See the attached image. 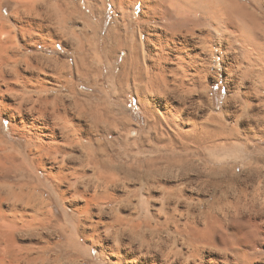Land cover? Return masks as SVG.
<instances>
[{
  "label": "bare ground",
  "instance_id": "1",
  "mask_svg": "<svg viewBox=\"0 0 264 264\" xmlns=\"http://www.w3.org/2000/svg\"><path fill=\"white\" fill-rule=\"evenodd\" d=\"M48 1L16 0L18 6L12 11L13 19L6 23L2 21L0 0V114L9 120L13 134L25 138L41 156L64 151L65 144H80V135L89 133V126L81 119H66V107L64 112L57 107L62 99H51L46 92L54 90L51 85L71 91L75 87V73L78 79L82 77L90 83L92 74L102 77V71L111 70L113 64H117L119 72L114 81L119 86L118 92L130 86L129 91L149 116V126L156 129L148 138L153 140L150 153L133 152L136 165L126 167V172L132 179L139 180V187L148 194L147 198L154 197L151 192L159 187L162 199L158 213L143 214V220H136L129 229L119 228L118 233L129 231L131 240L129 249L121 256L132 264H170L165 259L161 261L158 249L151 250L152 244L175 243L181 237L183 244L191 247L189 257L204 260L206 240L203 237L210 224L215 226L217 221L227 220L228 214L223 208L228 206L227 192L238 184V176L223 163L229 159L255 163L246 170L247 178L264 179V154L252 151L255 141L264 138V0H252L255 6L247 0H78L85 5V13L79 10L77 0H65L68 15L61 20L53 18L50 12L56 9L50 11L52 6ZM108 4L118 16L103 35L100 28ZM131 15L132 21H126ZM82 17L81 30L90 35L80 37L73 28L74 38H65L66 29ZM70 22L73 24L69 25ZM98 38L105 42L101 49L95 42ZM38 44L55 51L61 45L67 52V60L60 55L45 58L34 51ZM29 50L34 52L30 54ZM120 52H123L122 57L118 55ZM47 62L53 64V72L45 69ZM214 64L225 68L227 76L232 72L240 74L225 104V114L234 118L229 127L212 114L201 120L195 106L198 99L191 98L195 89L206 87L208 71ZM258 86L262 87L261 91ZM32 91L35 93L31 94ZM85 112L80 114L88 117ZM187 124L189 128H185ZM165 127L169 129L166 134L161 132ZM2 141L0 139V244H5L1 248L11 264H45L48 260L35 256L34 246L29 244L23 248L16 242L18 232L32 231L36 218L44 223V207L33 205L28 194L26 200L25 189L29 188V183H19L25 177L29 180L31 167L22 153L13 150V144ZM192 154L195 158L189 157ZM123 170L124 165L117 164L112 172ZM112 179L115 184L121 178L112 176ZM206 194L214 198L201 210L204 200L200 196ZM240 198L235 208L243 205L240 207L244 210L248 206L245 207ZM195 199L199 213L191 210L190 204ZM182 202L187 209L186 220L181 225L176 215ZM30 205L35 214L28 212ZM161 214L164 220L158 224L156 216ZM201 218L203 226L200 227ZM123 221L119 216L115 219L118 225ZM173 224L175 232H168ZM40 226L45 228V225ZM93 227L98 232V226ZM137 239L148 245L146 252L145 248L132 246ZM104 245L103 254L107 252ZM46 252L44 246L37 251ZM210 253L205 264L224 263L223 248ZM53 262L56 263L57 258Z\"/></svg>",
  "mask_w": 264,
  "mask_h": 264
},
{
  "label": "rangeland",
  "instance_id": "2",
  "mask_svg": "<svg viewBox=\"0 0 264 264\" xmlns=\"http://www.w3.org/2000/svg\"><path fill=\"white\" fill-rule=\"evenodd\" d=\"M246 2L255 6L252 0H247ZM77 3L79 10L85 13L87 11L85 5H82L78 0ZM47 4L50 7L52 6L49 9L50 11L56 9L50 12L53 18L55 16L56 19L61 20L68 15L65 0H49ZM55 4L56 6H54ZM1 6L3 7L4 16V19L1 20L10 23V20L13 19L11 15L14 16L18 2L16 0H1ZM12 11L14 12L12 13ZM58 11H61L60 14ZM116 16H118V13H115L111 4H108L103 15L104 20L100 28L101 34L104 35L108 32V28L113 24V19ZM79 19L74 24L69 23V25L73 24L75 27L70 25L66 29L65 38L67 37L71 40L74 38L73 28H75V32L80 37L90 35L87 31L81 30L84 26V18ZM132 19L131 15L126 21H132ZM82 24L83 26H81ZM98 39L95 42L98 43L99 48L103 47L105 42L101 38V40ZM56 48L58 51L38 44L34 51L41 53L47 59L49 56L60 55L62 56L61 58L67 60L65 49L61 45ZM30 50L28 52L32 54L34 51ZM122 53L117 54L122 57ZM46 65L44 66L46 67L45 69L53 72V64L47 62ZM113 65L114 67L111 70L102 71V77L96 78V75L92 74L90 83L82 77L78 79L75 73V76H73L75 87L71 91L62 86L50 84L54 90L46 92L51 99L55 97L62 99L57 107L61 108L63 112L66 107L64 113L66 119L71 118L73 121L81 119L83 123L88 124L89 133L80 135L81 143L78 145L70 146L65 144V147L63 145L64 151L41 156L36 152V147L31 146L25 138L13 134L9 120L5 118L4 114H0V139L3 140V143L9 142L13 144L11 146L13 150L22 153L21 156L27 160L32 170L29 180H26L25 177L19 183H29V188L25 189L26 200L28 201L30 197L33 205L44 207V223H39V219L36 218V223L33 224V232L26 233V230L25 232H18L16 234V242L23 248L30 245L34 246L35 256H42L48 260L45 264H132L121 256L126 249H129L128 246L131 241L128 237L129 231L124 234L118 233L119 228L125 227L129 229L136 220H143V214L153 215L159 212L158 208L162 202L161 197H159L161 193L159 187L151 192L152 196L155 195L154 197L147 198L148 194L139 187V180L136 177L132 179L126 172V167L134 163L133 152H142L143 155L150 153L148 150L153 140H148V138L152 133H155L156 129L154 131V128L149 126V116L138 103L137 97L129 91L130 86L123 90L124 92L121 89L118 92L119 86L114 79L119 72V68H116L117 64L114 63ZM239 76L238 72H232L227 76L226 69L222 66L219 67L218 64L210 67L206 87L203 89L199 88L200 90L195 89L196 91L191 95V98L198 99L195 106L198 108L197 114L201 120L212 114L223 119L228 124V127L232 124L231 122H233L234 118L225 114V104L228 101L231 89H234L235 78L237 77L236 79L239 80ZM79 83H81L80 86ZM261 88L258 86L259 91H261ZM30 93L34 94L35 91ZM258 94L260 93L258 92ZM253 99L255 100L256 98L253 97ZM86 102H92V105ZM82 111H86L85 113L88 117L81 115ZM94 112L97 113L93 118ZM106 119H108V122ZM92 123L94 126H92ZM189 127L187 124L185 128ZM239 127L243 128L242 123ZM161 130H157L159 134L161 132L166 134V130L168 131L169 129L165 127V130L162 128ZM11 147L9 149H12ZM252 151L264 154V138L255 141ZM32 152L35 154H32ZM189 157L195 158V154ZM231 161V159L226 160L223 164H228L232 170L231 172L238 176V184L232 186L231 190L229 189L227 192L226 197L228 200L226 203L228 206L223 207L225 214H228L226 216L227 220L219 223L217 221L215 226L213 223L210 224L209 230L205 234L206 237H203L206 240L204 246L207 247H205L206 249L203 248L204 246L202 247L205 251L206 259L189 257L191 247L183 244V240L179 237V241L175 243L168 241L166 244H157L156 246L152 244L151 250L158 249L161 261L165 259V262L170 264H205L208 263L210 252L223 248V264H264V179L261 177V181H259L257 178L256 180L251 177V179L247 178L246 170L255 163L249 162L248 164L242 160ZM117 164L124 165V172H112ZM112 176L121 178L115 183L117 185L113 184ZM126 176L128 177L126 178ZM104 177L105 179H102ZM13 182L18 181L13 180ZM106 185L112 186L106 188ZM101 188L105 190L102 191L103 189ZM190 191H187V193L192 194ZM27 194L29 197H27ZM193 195L199 196L197 192H193ZM200 197L204 200V206H202L201 210L206 207V203L211 202L214 198L211 194L201 195ZM239 198L240 202L242 201L241 203H245V207L247 205L249 208L247 207L243 210V208L241 209L243 205L238 204L241 207L240 209L236 207L239 210L236 212L235 205L238 202L236 200ZM197 201L195 199L192 202L193 204L191 203L190 205L191 210L199 213L200 209L195 205ZM183 203L178 205L179 211L176 215V219L178 218L177 222L181 223V225L186 220L185 212L187 206ZM24 205L26 204L24 203ZM27 209L31 214L36 213L31 205ZM234 215L235 217L233 218ZM118 216L124 219L122 225L115 223V219ZM156 217L158 224L163 222V214ZM202 218L199 219L201 223H198L200 227L203 226ZM40 225H45V228ZM94 225L98 226V232L95 231ZM174 227L175 225L173 224L168 229V232L174 233ZM143 229H145V226H143ZM99 234L101 235L99 236ZM133 242V247L141 250L145 248L143 251H147L148 245H144L141 239ZM1 244L0 248L4 247L5 243L1 242ZM103 245L107 250L104 254L101 253ZM43 246L47 248V252L45 254L37 253ZM111 246L115 248V252ZM161 246L164 247L161 248ZM116 249H121L120 253L119 251L116 252ZM1 251L0 264H11L9 257L3 252V248H1ZM248 251L250 254H248ZM118 253L120 256L117 255ZM55 258H57L56 263L53 262Z\"/></svg>",
  "mask_w": 264,
  "mask_h": 264
}]
</instances>
